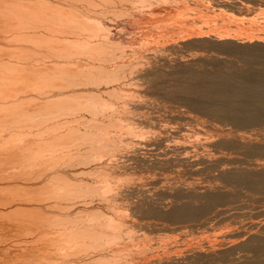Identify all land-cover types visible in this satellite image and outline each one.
<instances>
[{
  "label": "bare ground",
  "instance_id": "6f19581e",
  "mask_svg": "<svg viewBox=\"0 0 264 264\" xmlns=\"http://www.w3.org/2000/svg\"><path fill=\"white\" fill-rule=\"evenodd\" d=\"M99 1H101V3H98ZM99 1L98 0H0V264H39V262H37L36 259H39V258L41 259L42 258L41 256L45 257V253L46 252L48 253L47 250H49L51 248H52V250L53 249L56 250L55 251L56 252V254H55L56 256H59V257H62V258H65L66 256L67 257L68 256H75L77 254H80L81 252H85L88 255L89 253L92 252L91 250H90L91 252H89V253L87 252V250L90 249L91 247H93V248H96V247L98 248V246H99V248H102L103 247L102 244H104V243H101V242H103L101 240L103 238H105V237L107 238V236H106L107 234L109 235V233H110L111 234L110 236H114L115 235L114 232H116V231H115V228L114 227L117 226L119 223H116L115 226H113V229H112L113 232L110 231L112 225H114V224H111V223H113L112 221H114V223L115 222H118V221H116L117 220L116 217L118 218V216H116L115 219H114L113 218L114 216H112V215L109 214L110 215L109 217L110 218L112 217L114 219L113 220L111 218L112 219L111 220L110 218H108L107 213L104 212L103 209H102L103 213H101V214L104 215L106 213L105 216H107V219H105V216L98 217V216H100V211H99V210H101L100 208L101 207H105V206L99 207V205L94 204V205H96V206L99 207V210H96L98 208H95V210L97 212L93 211V212H91V213H93V215H91V214H88V215H91V217H95L96 220H99L97 218H104L105 220H107V222H109V224L107 222L106 223H107V225L109 226L110 229L107 228L108 226L106 225L105 221L104 222L102 221L104 219H101V221L104 224H101V221H100V223H97L96 224L95 222H98V221H94L89 216L90 217L89 219H91L92 221H94L95 225L93 223L90 224L92 221L89 220V221H91L90 223H89V221H85L84 218H86V216H84V215H82L80 213V211L82 210V213L84 214L83 211H85V209H81V208L79 209L78 208V205H79L78 203H80L82 199L80 201L78 200L79 202H75L77 200L74 201L76 204H78L77 206L71 200V199H75L76 197L69 199V197L75 196V194L77 196L82 197L84 199L85 198L84 197L85 192H88L89 190L90 191L92 190V192H89L90 194H92V193L94 194L95 191L93 189H91L92 188V185L94 184V183H92L93 181L91 180L92 181L91 182L92 184L89 183L87 185V183L90 180L87 182V180H83V179H81L82 177H80L79 179L83 180V182L84 181L87 182L86 184L85 183L83 184V182L80 183L79 179L76 178L75 175H77V173H75V171H73L72 173L74 174L75 178L79 182L77 180H75V178L74 179L70 178V177H73V175L70 176L72 173L69 175V172H67L68 173L67 174L66 172H63V171H60L59 170L60 169V166H65L66 167V166H69L70 165V166L76 168L77 167L76 165H80V163H82L80 165V167L83 166L85 168V166L87 165V163H89L90 160L88 162L86 161V163H85L86 165H83L84 164L83 162H85L84 160L86 158L91 157V156H92V159H93L92 162L94 163V161H97L96 159H98V157H99V155H97V154H99V152H102L103 151V154L104 153L106 154V152L108 151L106 149H109V151L111 152L110 149L112 148V145H111V147L108 146V144H107V143H109L108 141H107V143H105V146L103 145V142H105L106 140H108V136H111L112 135V137H113V133L114 134H117V136H118L119 135L117 133V130L118 129L119 130H122V129H124L122 127H126L127 124H128V126H130L129 123L131 121L132 122H135V120L133 121V119L130 121L131 118H128L129 120L126 118L125 120L126 121H130V122L129 123L125 122V123H127L126 125H125V123H124V125H120V122H121V124H122V122H124L122 120V118H120V117H123L125 114L122 115V116L120 114L119 115L120 120H119V118L118 119L117 118H114L115 116H113L114 113L112 114V112H113L112 110L114 108H116L117 107L116 105H118V104L119 105H122V106H125V104L129 102V100H126L125 101L126 103L124 104L123 99L126 98L127 95H128V98H129V95L132 94L131 90L129 89L130 88V85H132V83H130L132 80H130V82H129V84H130L129 85V88H127L128 90H126V85L124 83H121L119 81V80H121L120 79L121 76H122V78H125L123 76L125 73L122 74V72H123L124 69L121 71V73H120V71L118 69H121V68L126 67V69L128 70V72L129 71L132 72V70L134 71L137 68H140L141 69V72H142V68L141 67L143 66V68H144V65H142V62L144 61V59H143L142 62H141V59L144 58V56L141 57L143 54L140 56L141 58L138 56L139 59H140V62H137V60H138L137 59V56H135V58L137 60L135 58H133V60H136L134 62L135 63L137 62V63H136V65H135V63H132L133 65H131V66H134V67L136 66L135 67L136 69H133L134 67H130V64H131V63H129L130 62V59H129V61L127 59V62L129 63V65L126 64L127 62L124 63V61L123 62L121 61V63H124V65H126V66H124L123 64H121L119 62L118 67L117 68L114 67L117 70H115L113 67H112V70L111 71H110V69H105L106 66L105 67L103 66L104 63L106 65V62H104L105 60L107 61V59H109L110 57H111L110 60L111 59H113L114 61L116 60L115 59L116 56H115V58H113L114 55L112 56L108 52L109 51L111 52V49H114L113 47H115L114 51H112L111 54L113 53V54L117 55L119 52H122L121 50L123 48H125V46L124 47L122 46V49H121L120 48V44H119L120 42L118 43V41H120L119 38H118V41H116L117 40L116 38L115 39H110L106 35V33H108V35H109V32H106V33L104 32L103 35L101 34V32H103L105 30L110 31L109 29L111 28V25L115 26V24H112V22L110 21L111 24L110 25L107 24L108 26L105 27V25L102 22V20L99 17H97V16H100V14L103 15L102 13H100V14L98 13V10H99V12L103 10V8L101 10V5H100V4H102V2H104V4H102V6L105 8L104 10H106L107 8H110L111 6H113V4H114V7L113 8L115 9V7L117 8V6L119 4L116 5L117 2L116 3L114 2L116 0H112V2H111V0H109V1L107 0L108 3L106 2V5H108V4L109 5L106 8V5H105V1L106 0H103V1L102 0H99ZM122 1L119 0V3L122 2ZM137 1H139V3H142L141 0H137ZM142 1L144 2L143 4H145L146 2H148V0L147 1L142 0ZM155 1L156 2L157 1H160L159 3H162L164 1L163 4L167 2V0L166 1L165 0H163V1H161V0H155ZM180 1L181 0H176L177 3L175 1H172L171 3L173 4L175 2V5H176L175 7H177L178 6L177 4H180L181 3ZM127 2H130L131 4H133V6H134L135 3H137L138 7L143 6V4L142 5H139L138 2H136V1L134 2V1H129L128 0ZM153 3H154V1H153ZM159 3H157L158 6L160 5ZM168 3H170V2H168ZM110 4H112V5L110 6ZM121 4L122 3H120V5ZM146 4L144 5V7L146 6L147 8H150V7H148V6H150V5H148L149 2L146 3ZM150 4H151V6L156 5V3H154L152 5L151 2H150ZM83 5L86 8H80ZM97 5H98V7H100V9L98 8V10H96ZM123 6H124V8H122V9H125L126 10L127 6L125 4ZM123 6L121 5L120 7H123ZM93 7H96L95 10L97 11V13L99 15L96 14V16H95L93 14V12H95V10H93L94 9ZM130 7L133 9L132 11H135V9L136 10L138 9V7H136V6H135L136 8H133L132 6H130ZM144 7H143V9L146 8V7L145 8ZM77 8H79V9H77ZM183 8H184V6H183ZM83 9L86 10V11H88V13H86V11L84 12ZM122 9L120 10V8H119L117 10L118 11L120 10V11L124 12V14L119 13L118 11H117L118 14H116V13H114L115 10H112V7L110 8V10H112V12L114 11L111 14L112 15L113 14L114 15L116 14L115 19H117V18L119 19V17H117L119 14L125 15L126 12H125V10L123 11ZM143 9L142 8L141 9L139 8V10H140L139 13H143V12H141V10H143ZM78 10H82V12L81 11H78ZM104 10L102 11L104 13V15H105V13L107 14V13L110 12V10H109V12H107V10L106 11H104ZM152 10H153V8L150 10V12H152ZM90 11L92 12L93 15L89 14ZM178 11H180V10L177 9V8H164V9H156V10H154L153 13H154V17L155 18L163 19L165 17H168V16H170L172 14L177 13ZM147 13H149V12H147ZM177 14H182V13H177ZM131 15L128 13V16H131ZM185 15H183L182 17H184ZM108 16H110V15H108ZM119 16L121 17V15H119ZM177 16H181V15H177ZM187 16H185V17H187ZM189 16H191V15H189ZM111 17H109V18L112 19ZM136 17H138V16H136ZM196 17L197 16H195V18ZM124 18L125 17H123V19ZM206 18H208V17L206 16ZM115 19L113 21H115ZM176 19H178V18H176ZM221 19L224 20V18H221ZM226 19L228 21V17L225 18V20ZM169 20H171V19H169ZM223 20H221V21H223ZM225 20H224V22H225ZM201 21L198 24V23H195V22H197V20H195L194 23H195L196 26H197V24L200 26V23H202L203 26H204V23H206L205 20H203L204 23L201 22ZM208 21H207V23H208ZM163 22L165 23V21H163ZM169 22H167V23H169ZM176 22H178V21H176ZM212 22L214 23V27H215V25L217 24V22L215 23L214 20ZM212 22L210 20V22H209V23H211V26L210 27L213 26L212 25L213 24ZM218 22H219V20H218ZM130 23L133 24V22H130ZM178 24L183 25L184 23L181 24V22L180 23L178 22ZM227 24H229V23H227ZM121 25H123V23ZM136 25H138V24L136 23ZM153 25L157 26V22H156V24H153ZM192 25L190 24L189 27L192 28ZM209 25H208V27H209ZM116 27H117V25H116ZM145 27L147 28V26H145ZM168 27H169V25H168ZM117 28H119V27H117ZM123 28H125V27H123ZM152 28H153V26H152ZM159 28H160V26H159ZM171 28H172V26H171ZM228 28H229V25H227V26H224L223 25V26H220V27L215 28V30L216 29H218V30L217 31H214V32L212 31L213 34H212L211 38L214 39V40L219 41L221 44L223 42L226 44L227 41H228V43H230V42L237 43L239 39L238 38H234V36H231L233 38H230V40L231 39H234V40H231V41L227 40L228 38L224 36L225 34L222 36V33H227ZM241 28H243V27H241ZM121 29H122V27L119 30H121ZM148 29L149 28H147V30ZM187 29H188V27H187ZM199 29H201V28H199ZM236 29H237V27H236ZM209 30H210V28H209ZM233 30H234V28H233ZM233 30H232V32H233ZM235 31H237V30H234V32ZM246 31L247 30H245V32ZM114 32H115V30H114ZM201 32H203V31H201ZM139 33L140 32H138V34ZM237 33H239V32H236V34ZM254 33L256 34V32H254ZM176 34L178 35V33H176ZM179 34H181V33H179ZM117 35H118V33H117ZM128 35H131V34L128 33ZM163 35H165V34H163ZM103 36H107L108 39H105L106 37H104L105 40L102 39ZM168 36H171V35H168ZM120 39H121V37H120ZM148 39H150V38H148ZM162 39H163V37H162ZM164 40H165V38H164ZM164 40L162 42L165 43ZM197 40H198V38H197ZM256 40H257V42H260V38H256ZM142 41L145 42V40H142ZM142 41L140 40V44H141ZM152 41L155 42L156 40L155 41L152 40ZM185 41H188V40H185ZM201 41H202V39H201ZM201 41H199V43ZM211 41H213V40H211ZM113 42H115V43L117 42V44H114V46H113V44H112ZM157 42H158V44L161 43V42H159V40ZM180 42H178V43H180ZM213 42H215V41H213ZM127 43H126V46L128 45ZM145 43L147 44V42H145ZM188 43H189V41L187 42V44ZM196 43H197V41H196ZM233 43L228 44L227 46H225V45H223V46L229 47V49L232 50L233 48H235L234 46L236 45V44H233ZM243 43L240 44V45H243ZM206 44H208V43H206ZM258 44L260 45V49L261 50H260V52H257V54H256V52L254 54L251 50H249V52H248V51H246V50L243 49L244 52L245 51L247 52L246 53L247 55H244V53H242L241 50L240 51L238 49H236V50H238L239 52H241L244 56H247L248 60H252V59H255L256 60V59H259V60H262L263 61V64H264V43L263 44L258 43ZM121 45H125V43H121ZM131 45L133 46L134 44L132 43ZM138 45H139V43H138ZM141 45H143V44H141ZM176 45L174 44V46H176ZM191 45L194 46V44H191ZM216 45L219 46V44H216ZM252 45H256V44H252ZM135 46H137V44ZM135 46L132 47V48H135ZM160 46H162V45H160ZM200 46L202 47V44ZM204 46H207V45H204ZM232 46H233V48H232ZM118 47L121 50L120 49L118 50L117 49ZM145 47H147V45ZM171 47H173V46H171ZM177 47L172 48V50H169L168 49V51L169 52L171 51L170 53H172L173 49H176ZM210 47H211V45H210ZM225 47H222V48H225ZM240 47H239V49L242 48V47L241 48ZM249 47H252V46H249ZM141 48H142V46H141ZM166 48H168V47H165V49ZM183 48H184V45H183ZM185 48H186V46H185ZM191 48H192V50L193 49H196L195 47H192V46H191ZM207 48H209V46ZM207 48H206V52H207ZM212 48L211 49L209 48V49L212 50ZM222 48L219 47L218 49H222ZM243 48H245V47H243ZM116 49L118 50L117 51L118 52L117 54L114 53L116 51ZM128 49L129 48H127L126 50H128ZM154 49L155 48L151 49V51L154 50ZM165 49H163V50H165ZM187 49H189V48H187ZM198 49H199V47H198ZM252 49H254V48H252ZM134 50L135 49H133L132 53L134 52ZM158 50H160V49H158ZM163 50H160V51L162 52ZM192 50L190 51L189 55L191 54ZM204 50H205V48H204ZM215 50L216 49H213L212 51L215 52ZM230 50H229V52H230ZM255 50H257V49H255ZM145 51H144V54H145ZM202 51H203V49H202ZM212 51H210V52H212ZM233 51H234V49H233ZM238 51H237V53H238ZM129 52L131 53V50H129ZM129 52H126L127 53L126 56H129L130 55ZM152 52L154 53L155 51H152ZM174 52H175V50H174ZM187 52H185V54H187ZM193 52H194V50H193ZM206 52H204V53H206ZM214 52H213V54L211 53V55H209L208 54L209 51H208V53H206V54H208L209 57H210V56L214 55ZM222 52H223V50L221 51V53ZM225 52H228V51H224L222 53V55L225 54ZM128 53H129V55H128ZM157 53L160 54L159 51ZM164 53H165L164 55H166V52L165 51H164ZM181 53H180V56H181ZM195 53H199L200 55H202V56H199L200 58H202V57L205 58V55H203V53L201 54V52H199V51H197ZM237 53H236V55L239 54V53L238 54ZM119 54H121V53H119ZM122 54H124V57H125L124 50H123V53ZM122 54H121V56H122ZM137 54H139V51H138V53H137V51L135 52V55H137ZM149 54H146V55L148 56ZM183 54H184V51H183ZM185 54L183 55L185 57V59L182 58V60L183 59L184 60H187V59L190 58L189 55H188L187 57H189V58L186 59V55ZM132 55L134 56V53L131 54V56ZM151 55L153 56V54H151ZM216 55H218V54H216ZM231 55H233V54H231ZM118 56L121 59V56L120 55H117V57ZM154 56H156V55H154ZM225 56L226 55H224V57ZM84 57H86V60L89 59V61H87L88 63H86V65L83 66V65H80V62L82 61V59ZM169 57H170V55H169ZM173 57H176V56H173ZM196 57L199 58L198 56H196ZM218 57L219 56H217V58ZM229 57L228 58L226 57V58L227 59H230ZM79 58L80 59L82 58L81 61H79ZM102 58H104V59L107 58V59L104 60ZM146 58L149 59V60H151L148 57H146ZM164 58H165V56H164ZM221 58H223V57H221ZM232 58L234 59V57H232ZM122 59H123V57H122ZM156 59H154V60L156 61ZM206 59H210V58L207 57V58L204 59L205 62L206 61L208 62L209 60H206ZM215 59H216V57H215ZM215 59H214V61H217ZM218 59H220V58H218ZM227 59H224V60H227ZM236 59L237 58H235L234 61H237ZM240 59H245V58L242 57ZM76 60H78L79 62L77 61L78 63H76ZM84 60L85 59H83L82 62H84ZM98 60L100 62H102L104 60L103 61L104 63L102 62V65H101L104 68L98 66V65L101 64L100 62H98V63H100L98 65L95 64V62L98 61ZM110 60H108V61H110ZM113 60H111V61H113ZM154 60H151V63ZM196 60H198V59H196ZM200 60L201 59H199V61H198L199 63L202 62V60L201 61ZM224 60H223V62H224L223 65L220 64V63L219 64L217 63V64L220 65V66L221 65L224 66L225 65V61ZM231 60L230 61H227L228 63L227 62L226 63L229 64L231 62V64H232L234 61H231ZM245 60H243V61L240 60V61L243 62V63H245L244 62ZM114 61H113V63H114ZM117 61H119V59ZM131 61H132V58H131ZM167 61H168V59H167ZM172 61H173V58H172ZM177 61H178L179 66H180V64H182V65L185 64L184 62L181 61V59H179ZM218 61L221 62L220 60H218ZM258 61L256 60L255 62H258ZM158 62H160V61H158ZM169 62H170V60H169ZM195 62H196L195 59L194 60L192 59L191 62H189V60H188L187 64L188 63H190V64L186 68L187 69L186 74L188 73V70L191 69V68L188 69L190 67V65H191L192 68H194L192 64H194ZM249 62H251V61H249ZM138 63L141 64V66L139 65L140 67L138 66ZM148 63H149L148 61H146L145 63L143 62V64H147V65H148ZM151 63H149V64L151 65ZM154 63H152L151 66H148V67L145 66V67L146 68H149V67H152L153 65L155 66L156 63L155 64ZM160 63L162 65V63H164V62H160ZM172 63H171V65H172ZM209 63H210V61H209ZM215 63L212 61L211 62L212 66H214V65L216 66ZM237 63L238 62H236L235 64H237ZM108 64H110V62ZM120 64L122 65V67H121ZM174 64H175V60H174L173 65ZM205 64H202V66L205 65ZM211 64H210V66H211ZM231 64H229L230 66H228V67H231V68H228V67L222 68L221 67L222 70H219L218 69V71H217V68H213L212 67L213 70H216L215 72L212 70V68L210 69L212 71L207 72V68H205L206 71H204L203 73H200V74L203 75V77H207V81L209 82V84L206 83L202 87L201 86L197 87V86L194 85V83L196 84V82H199L200 78H199L198 81L196 79H195L196 81H194L193 79H191V81L193 80L194 83L193 84H186L185 85V88L187 89V91L189 90L190 92H196L199 95L200 98H203V99L205 98L204 101H203V99L202 100H192V103L195 106L201 105V106H199V108L202 107V106L203 107H205V106L207 107V105H208L210 108H207V109L209 111H211L210 114L213 113L212 110L213 111L217 110V112L218 111L223 112V113L226 114V116L228 115V117L230 116L231 118H233L234 124H235V120L236 121L237 120H242V121L244 120V122L245 121L246 122L248 121L247 123H249V121H251V122L252 121H257V120L260 121V119H264V67L262 66L263 68L261 67V68H256L255 69V68H252L251 66H246L244 64L246 67H244V65L243 66L241 65L243 67V68H241L240 65H237V66H239V68L238 67L235 68L234 66L232 67ZM254 64H253V67H254ZM112 65L114 66V64H112ZM161 65H160V67H161ZM164 65H162V66H164ZM119 66L121 68H119ZM167 66H169L168 65V62H167ZM167 66L165 65V68ZM184 66H183V68H184ZM207 66H208V64H207ZM207 66H205V67H207ZM210 66H208V67H210ZM107 67H108V65H107ZM109 67H111V66H109ZM128 67H130V69ZM156 67H154V68H156ZM169 67H167V68H169ZM178 67L176 66L175 68H178ZM255 67H257V66H255ZM158 68L155 69L156 72L159 71ZM161 68H163V67H161ZM170 68L169 69L171 71L172 68H174V66L173 67H170ZM179 68H181V67H179ZM183 68H181V69L183 70ZM203 68H201V69L199 68V71L203 70ZM140 69L139 70L137 69L138 72H140ZM149 69H151V68H149ZM169 69H168V71H169ZM196 69H197V67H196ZM146 70H148V69H146ZM146 70H145V72H147ZM179 70H177V71H179ZM148 71H151V70H148ZM164 71H167V69L164 70ZM175 71L176 70H174L173 72H175ZM194 71H197L198 73L197 72H195V73L199 74V71L198 70H194ZM194 71L192 73H194ZM124 72H125V70H124ZM160 72H162L161 69H160ZM173 72H172V74H173ZM133 73L134 72L131 73V75H133V76H134V74H137L136 72L134 74ZM140 73L138 75H140V78H142L141 75L143 73H141V74ZM154 73H152V74H154ZM163 73H166V76H167V72H163ZM169 73H171V72H169ZM180 73H182L181 70H180ZM180 73H179V75H180ZM146 74H148L147 75V78H145L146 79V82H147V79L149 77V73H146ZM156 74H154V75H156ZM175 74H176V76L173 74V76H174L173 78L177 77V75H178L177 73H175ZM160 75L162 77L164 76V75H162V73ZM160 75L159 76L156 75V76L160 77ZM201 75L199 77H202ZM125 76H128V75L125 74ZM129 76H128V79H129ZM135 76H137V75H135ZM144 76H146V75H143V78H144ZM156 76H155V78H153V77L151 78V74H150V77L149 78H151L152 80L153 79H157ZM171 76L172 75H170V78H171ZM182 76H183V74H182ZM182 76H181V78H182ZM197 76L198 75H196V77ZM179 77L180 76H178V80H179ZM203 77L201 79H203ZM135 78H132V79L134 80ZM170 78L168 79V81L171 80ZM184 78L186 80L187 77H184ZM192 78H194V77H192ZM137 79L141 81V79H139L138 76H137ZM175 80H177V79H175ZM178 80H177V82L179 83ZM187 80L189 81L190 78L187 79ZM121 81H123V80H121ZM160 81L161 80H159V82ZM163 81H165V80H163ZM163 81H162V83H163ZM168 81L166 82L167 84H169ZM173 81L171 80V82H173ZM188 81H186V82H188ZM191 81H190V83H192ZM205 81H206V78H205ZM119 82L121 84L125 85V90L124 89L122 90L123 87L120 89V86H122V85H120V84H117L116 85V83H119ZM137 82L138 81H136L134 83V81H133V83H134L133 86H135ZM150 82L151 81H149V83ZM171 82H170V84H171ZM200 82H202V80ZM155 83L152 82L151 84H153V86L151 85L150 87H153L154 88V86L160 87L162 85V87H160V88H163V84L164 85H167L165 83H163V84H160V83L155 84ZM174 83L176 84V82H173L172 83L173 85L171 87L174 86ZM202 83H204V80H203ZM202 83L201 84L199 83V84L202 85ZM109 84L110 85L112 84L113 86L112 87H109L108 86ZM139 84L141 85L142 83H139L138 82V85ZM138 85H136L135 87H139ZM147 85H145V86H147ZM196 85H198V83ZM127 86H128V83H127ZM102 87H104V88H102ZM135 87H133V88H135ZM142 87L144 88L143 84H142ZM164 87H166V86H164ZM178 87H179V85H178ZM178 87L176 88L174 86L173 89H172V91L170 90V88H166V89H169L171 92H173V90L175 88L178 89ZM145 89L146 88H144V92H146ZM149 89H146V90L149 91ZM154 89H156V88H154ZM184 89H181L180 88L178 90L181 91V90H184ZM135 90L137 92H139V90H137V88H135L133 91L135 92ZM128 91H130V92H128ZM150 91L152 92L151 89H150ZM159 91H161V90L159 89ZM159 91L157 93L161 96V94L159 93ZM165 91H167V90H165ZM184 91H186V90H184ZM122 92L123 93L124 92L125 93L128 92L129 94H127V95L125 94V96L123 97V96H121V94H123ZM137 92H135V93H137ZM144 92L142 91V93H144ZM162 92H163V90L161 91V93ZM105 93H107L106 94V97H105ZM140 93L141 92H139L138 94H140ZM142 93H141V96L138 99H137V97H132L133 95L130 96V97H132V99L135 98V99L138 100V101H136V105L139 102V100H143V99H141V97L144 98V96L146 95V94L145 95L143 94L144 95L143 96ZM183 93L184 92L182 91V93H180V95H182ZM171 94H173V93H171ZM118 95H120V97L122 98V102L115 105L114 104L115 103L114 102L115 99H116V102L119 99H121ZM164 95L166 96V94H164ZM173 95H171V96H173ZM134 96H137V94H134ZM177 96H179V95H177ZM190 96H195V95L194 94H192V95L190 94ZM153 97L154 96L152 94V96L150 98H153ZM157 97H159V96L157 95ZM157 97H155V100H156ZM169 97H168V99H169ZM188 97H186V98H188ZM195 97H197V96H195ZM117 98H118V100H117ZM206 98H208L209 100L206 101ZM135 99H134V101L131 100V101H133L132 102V105L134 104ZM147 99H148V97H147ZM193 99H195V98H193ZM197 99H198V97H197ZM151 101H153V100H151ZM202 101H203V103L201 104ZM188 102H186V103H188ZM113 104L115 105V107L112 108L110 105H113ZM138 104L140 105V103H138ZM203 104H206V105L204 106ZM128 105H130V104L128 103ZM128 105L126 107H128ZM141 105H142V103H141ZM153 105H154V103H153ZM189 105H191V101H190ZM107 106L110 107V108H112V109H110V113L112 114V118L116 119L117 122L119 121V123H116V120L114 121L115 122L114 123L112 121L114 119H112L110 117L111 115L109 116L107 114V117L109 116L111 118V119L109 118L107 120V122L112 121V122L109 123V125H110L109 127H111L112 125L114 126V124H115V126L117 127V129H114V132L112 134H110V135H108V134H109V132L111 133V131H110L111 129L106 130V132H108V133L105 134L106 133L105 132L104 135H103V131L105 130L104 128H106L108 126L107 122L104 119H102L103 116L106 115L103 112H104V110H105V108ZM126 107H123V108H126ZM137 107H136V109H137ZM211 107H212V110H210ZM120 108H122V107L120 106L119 109ZM199 108H197V110ZM119 109L116 108V109H114V111L116 110V112H118ZM129 109H131V108L129 107ZM133 109H134V107H133ZM136 109L134 111H136ZM143 109L146 110L145 107L144 108L142 107L141 110H143ZM147 109H149V107H147ZM194 109L196 110V108H194ZM107 110L109 111V109H106L105 112ZM123 110H122V112H123ZM125 110H127V113H129V111H130V113L132 112L131 110L128 111V108L125 109ZM85 111H89L92 114V116H94V117L91 116L92 118L89 117V119L91 121H93L92 123L89 122V120H87L88 118L86 117V114H88V113H86L85 116L83 115V112H85ZM200 111H202V110H200ZM205 111H206L205 114H207V112H209L207 110H205ZM100 112H102L104 114V115L101 116V119L98 118L99 117L98 114ZM122 112H120V113H122ZM136 112H138V111H136ZM106 113H108V112H106ZM210 114H209V116H211ZM215 114L216 115H213L214 117L216 116L215 117V121H218L219 120L218 117H220V116H219L218 113H215ZM96 115H98L97 118H96ZM134 115H136V114L133 113L132 117ZM222 116H225V115L222 114ZM142 117L139 118V119L136 117V119L142 120ZM80 118H85V119H83L82 122H80L81 121V120H79ZM93 118H95L96 120H94ZM123 119H124V117H123ZM226 119H224V121ZM85 120H87V121H85ZM144 120H142V121H144ZM227 120H229V119H227ZM78 121H79L80 124H82V123H84V124L85 123H88L89 124L90 123V125L85 124V127L86 126L87 127L86 128L84 127V130H80L82 127L79 128L77 126L78 123L77 124H74L75 122H78ZM220 122L219 123L217 122V123L221 125ZM226 122H228V121H226ZM231 122H233V121H231ZM237 122H236V124H237ZM246 122H245V124H246ZM217 123H216V127H221L220 129L222 130L223 129L222 128L223 126H219V125L217 126ZM262 123H264V121ZM80 124H79V126H80ZM225 124H227V123H224V126H225ZM74 125H76L79 129L77 127H75ZM222 125H223V123H222ZM227 125H229V124H227ZM240 125H241V123L237 125V128ZM243 125L244 124H242V126ZM259 125H261V124H259ZM113 126L111 128H113ZM247 126H249V124H247L246 126L244 125L243 127H247ZM109 127H107V128H109ZM116 127H114V128H116ZM233 127H236V126L233 125ZM257 127H259V126H257ZM120 128H122V129H120ZM232 128L229 127L227 129H230L231 130ZM240 128H241V126H240ZM259 128H261V127H259ZM263 128H262V130H264ZM234 129L236 130V128H234ZM256 129L257 128L255 127V133L258 130H260V129H257V131H256ZM239 130H238V132H239ZM242 130L243 129H241V131H240L242 133H239V134H241L240 137L237 135L238 134L237 131H235L237 133L236 135L238 136V139H239L238 142H241V143H243L245 145H248V146H249V144H251V145L254 144L255 139H256V137L258 135L256 134L257 135L256 136L253 133L254 136H252V139H251V138H249V136H247V134H245L249 139H251V141L253 140V142H251V141L247 140L246 138H243L245 136V135H243V133L244 132L246 133V130L245 131H242ZM249 130L252 132L253 129L252 130L249 129ZM234 131H232V133ZM119 133H121V131ZM224 133H228V132L225 131ZM263 133L264 132H262V134ZM234 134L235 133H233V135ZM249 134H250V132H249ZM251 134H250V137H251ZM258 134H260V133H258ZM233 135H230L229 134V136H233ZM242 135H243V137H242ZM221 136L223 137L224 135H221ZM263 136H264V134H263ZM112 137H111V139H113ZM119 137H120L119 139L122 140L121 139L122 136L119 135ZM223 138H225L226 140L225 139L224 140L227 141L229 138H232V137L225 136ZM233 138H234V136H233ZM253 138H255V139H253ZM257 138H259V136ZM111 139H109L110 142H111ZM220 139H218V140H220ZM262 139H260V141L263 143ZM103 140H105V141H103ZM113 140H112L113 143H111V144H114V141ZM133 140H134V138L131 141H133ZM155 140H154V142L157 143L158 142L157 140H159V138L156 141ZM160 140H161V138H160ZM224 140H222V141H224ZM233 140H235V139H233ZM258 141H259V139H258ZM207 142L206 143L204 142V143L207 144ZM236 142H237V139H236L235 143ZM261 142H257V143H261ZM86 143H87V145H85ZM134 143H136V142H134ZM137 143L139 144L140 141H138ZM149 143H151V142H149ZM160 143H158V144H160ZM210 143H211V141H210ZM81 144L83 146L85 145L83 148L85 149L84 151L86 153L83 151L84 154H82V152L80 153V151H79L80 149H82L81 148V146H82ZM127 144H129V142ZM127 144H124V147L125 146L127 147L128 146ZM138 144H137V146H138ZM109 145H110V143H109ZM121 145L122 144H120V146ZM184 145H182V146H184ZM254 145H257V148H255L257 150H259L261 148L263 149V147H261V146H264L262 144L258 145L256 143ZM254 145H252V146H254ZM133 146H134V144H133ZM182 146L179 145L180 148ZM206 146L209 147L208 145H206ZM248 146H246V147H248ZM104 147H105V149H104ZM124 147H122V149H124ZM184 147L186 149V145ZM116 148L117 147L115 146V150H116L115 153L116 152L117 153L120 152V151H117ZM127 148L125 150L126 151H129ZM165 148H166V146H165ZM252 148L249 147V149H252ZM77 149H79V150H77ZM120 149H121V147H120ZM167 149H169V148H167ZM172 149L174 150V148H171V149H169V151L172 150ZM175 149H176V147H175ZM76 150H77V152H76ZM177 150H180L181 151V150H183V147L181 149H177ZM187 150L188 149H186V151ZM257 150H255V151H257ZM132 151L133 150H131V152ZM137 151H133L132 153L137 152ZM131 152L128 154L129 156L131 155ZM182 152H184V151H182ZM78 153H80V155H83L85 158L82 159V160H78V156H79ZM194 154H195V151H194ZM194 154L192 153L191 155H194ZM196 154H195L196 156H200V155H198V152ZM96 155H97L96 158L93 157V156H96ZM120 155H118L119 158H120ZM187 155L186 154L185 155L183 154V157L185 158V156H187ZM205 155L206 154H204V156L202 155V158H199V159H203L204 158L203 160H209L208 162H210L212 159H209V158H211V157H209V156L205 157ZM110 156H111V153L109 154V158L112 159L113 156L112 157H110ZM118 156L115 155V158L118 157ZM126 156H127V154H126ZM129 156H127L126 158L128 159ZM132 156H130V157H132ZM189 156H190V154H189ZM121 157H122V155H121ZM134 157H136V156H134ZM141 157L142 156H140L138 158H141ZM145 157H146V160H147V156H145ZM101 158H102V156H101ZM101 158L99 157V159H101ZM104 158L107 159V156H104L103 159H102V161L104 160ZM159 158L162 159L163 156L162 157H159ZM169 158H170V156H169ZM171 158L173 159V157H171ZM186 158H188V157H186ZM214 158L215 157H213V160H215ZM218 158L216 157V159H218ZM79 159H80V157H79ZM127 159H124V160H126V163H127ZM131 159L132 158H130V160ZM154 159H155V157H154ZM157 159H158V157H157ZM180 159H178V160H180ZM193 159L194 158H192V160ZM199 159L198 160L195 159V160H197V162L199 163ZM219 159H221V158H219ZM75 160H77L78 162H76ZM130 160L128 162L129 164L132 161V160L131 161ZM146 160L145 159H142V163L141 164H143V165L146 164V163H144V161H146ZM171 160L170 161L169 160L167 161V159L165 158V161L168 162V165L172 163ZM187 160H185V161H187ZM195 160H194V162H195ZM104 161H103V165L105 164ZM107 161L109 162V164H107V166H108V165H110V161L109 160H107ZM113 161H117V160H114V157H113ZM118 161H121V159H118ZM138 161H136L137 162L136 163L137 165H138V163L141 162V160H138ZM152 161H154V163H155V161H157V160H152ZM152 161H151V163H153ZM162 161L163 160H161V162ZM200 161H202V160H200ZM123 162H125V161H123ZM134 162H135V160H134ZM169 162H171V163H169ZM191 162H189V163H191ZM208 162L205 161L204 164H203V166H205V164H207ZM214 162L215 161L210 162L209 164L214 163ZM95 163H97V162H95ZM126 163H125V165H126ZM154 163L152 164L153 167H155L154 166ZM156 163H155V165H156ZM159 163H160V161H159ZM113 164H112V166H110L111 170H112V167L113 166L116 167ZM131 164L133 166V163L132 162H131ZM200 164H201L200 167H202V163H200ZM215 164L216 163H214V165ZM217 164H218V162H217ZM123 165L124 164H122L121 166H123ZM143 165H142V168H143ZM149 165H151V164H149ZM192 165L195 166L193 163H192ZM192 165H191V167H192ZM197 165H196V167H194V169L195 170H200L201 168L200 169H196L197 168ZM255 165H258V164H255ZM98 166L99 165H97V168L96 169H93V170H95L94 171L95 173H93V170H91V168L90 169L88 168V169L91 172V174L93 173L97 177L99 176V179L101 180L100 177H102L104 174L108 173L109 170L106 168L107 171L105 170V173H104L103 170L100 171L101 170V166H99V167ZM127 166L130 167V165H127ZM146 166H148V165L146 164ZM146 166H144V167H146ZM258 166H259V168L262 171L260 170L261 171V174H258L257 173L258 174L257 177L255 175L252 176L249 172L248 173L250 175L247 172L246 173L248 175L246 173H242V171H239V173H238V171L237 172L234 171V173H236V174H234L235 177L233 176L232 178H236V180H238V181L239 180H242V181H244V180H251V179H254L255 178V180H253V181H251L249 183H251L254 186H257L258 184L260 185V182H262L263 181V178H264V176H263L264 175V164H262L261 166L260 165H258ZM95 167L96 166H94L93 168H95ZM140 167H141V165L139 166V168ZM150 167H151V169L153 168L152 166H150ZM158 167H159V165H158ZM161 167H163V165ZM64 168H63V170L66 169V168L65 169ZM68 168L72 169L71 167H68ZM125 168H127V167H125ZM88 169H85V170L81 169V170L78 171V174H80L82 172L85 173L86 170H87L86 172H88ZM102 169H105V168L103 167ZM113 169H115V168H113ZM148 169L151 170L150 168H148ZM189 169L192 170L191 168H189ZM194 169H193V171H195ZM225 169L220 170L219 171L220 174H223V172L225 171ZM74 170H77V169H74ZM96 170H99V171H96ZM115 171H114V173H116ZM144 171H145V169L142 170V172H144ZM98 172H99L100 175L99 174H96ZM101 172H103L102 173L103 175L101 174ZM243 172H245V169H244ZM88 174H90V173L88 172ZM93 174L90 175V176H93ZM108 175L107 176L109 178H112L111 176L113 175V173L112 174L111 173H108ZM227 175H228V173H227ZM259 175H261V176H259ZM80 176H81V174H80ZM83 177H84V175H83ZM88 177L89 176H87V179H88ZM105 178L108 179L106 176H105ZM113 178L116 179V177H114V175H113ZM228 178H229V175H228ZM106 179L103 180L105 182V184L102 181V183H103V184H101L102 187H101V185L98 184L100 180L97 179V181H98L97 184H96V180H95V184L93 186L94 189H97V191L95 193L99 192V189L98 188H101L100 190L105 189L106 187H108V185L110 183H112L111 181H113V180H110V182H109V180H108L107 182H109V184L106 185ZM115 179H114V181H115ZM156 180H158V179H156ZM150 181L151 180H148V183H150ZM141 184H143V183H141ZM95 185L97 186V188H96ZM203 187H204V185H203ZM210 187L211 186H206V189L207 190H210L211 189ZM106 189L105 190H102L105 194H103L102 191H101L102 194L101 193H99V194L106 196V194H107L106 193L107 192ZM125 189H128V188H125ZM110 190H111V187H110L109 192H108L109 195H110ZM126 191L127 190L124 191V198H125ZM121 192H122V190H121ZM81 193H83V196H82ZM89 193H88V195H89ZM113 193H115V192L113 191ZM95 195H93V196H95ZM93 196L92 197H89L88 196L89 198H93L92 200H89V201H93L94 199H96ZM107 196H106V198H108ZM115 196H118V195H115ZM79 197H77L76 199H79ZM100 197L102 199V196H100ZM122 197L123 196H121V198ZM99 198H97V199H99ZM68 199L71 201V204L73 202V206L75 204V207H73L70 203H66V201H68ZM103 199H104V197H103ZM108 199H111V198H108ZM114 199L116 200L117 198H113V202H112L113 204H114V202H116ZM82 201H83V203H85V205H86V202H87V204H89V201H87V200H82ZM104 201L105 200H103V202ZM108 201L110 202L112 200H108ZM83 203H81V204H83ZM112 203H111V205H112ZM107 204H109V203L107 202ZM83 205H79V206H83ZM89 205L91 206V204H89ZM111 205L109 204V206H111ZM71 206H72V209L73 208L75 209L77 207L76 210L79 209L80 211H76L75 210V212L72 213L71 210H70L71 209L70 208ZM115 206H116V204H115ZM91 207H93V206H91ZM107 209L109 211L110 208L108 207ZM112 209H114V208H111V211H113ZM86 210L87 211H85V212L88 213L89 212L88 210L92 211V208L91 209L90 208H88V209L86 208ZM113 212L115 213V211H113ZM172 212H173V210H172ZM178 212L179 211H177V213ZM118 213L119 212H117V214ZM177 213L175 214V216L177 215ZM77 214H79V215L77 216ZM170 214H171V212H170ZM175 216L173 215V217H175ZM118 219H120V218H118ZM87 220H88V216H87ZM86 222H88L89 224H87ZM104 225H106V226H104ZM107 230L110 231V232H108ZM110 236H108V237H110ZM107 244L108 243H106V246L105 247H107ZM109 244H108V246H109ZM100 246H102V247H100ZM114 246H115V244H114ZM109 247H107L108 250H109ZM114 249L115 248H113L112 251H114ZM116 252H117V250H116ZM120 252L122 253L121 250H120ZM120 252H117V254L118 253L120 254ZM84 254H80V255L82 256ZM121 255H123V253ZM136 256H137V254H136ZM76 257H77L76 259L80 258L78 256H76ZM131 257H129V260H131L130 259ZM137 257H139V256H137ZM137 257H135V258L137 259ZM126 258H128V257H126ZM133 258L134 257H132V260H133ZM53 260H54V258H53ZM57 260H58V258H57ZM68 260L73 261V257L72 258H69ZM80 260H81V258H80ZM88 260H85V261H88ZM117 260H119V259H117ZM117 260H114V261L117 263ZM41 261H42V259H41ZM58 261L60 262L61 260H58ZM59 262H57V263H59ZM76 262L77 263L79 262V263L82 264L81 261H76ZM76 262L74 264H77ZM89 262H90V260H89ZM120 262H121V260H120ZM126 262H128V261H124V263L122 262L121 264H125ZM44 263H45V261H44ZM68 263L71 264V262H67L65 264H68ZM128 263L130 264V262H128ZM59 264H63V263H59ZM87 264H90V263H87ZM91 264H93V263L91 262ZM117 264H119V263H117Z\"/></svg>",
  "mask_w": 264,
  "mask_h": 264
},
{
  "label": "rangeland",
  "instance_id": "374dc122",
  "mask_svg": "<svg viewBox=\"0 0 264 264\" xmlns=\"http://www.w3.org/2000/svg\"><path fill=\"white\" fill-rule=\"evenodd\" d=\"M108 1L107 0L105 1V5H106V2L108 3ZM127 1L126 0H123L122 2H120V3H122L121 4L122 6L124 4L127 6V8L125 7L126 10L125 9H122V8H124V6L123 7H120L121 5L119 3V0L118 1L117 0L114 1L115 3L117 2L116 5L119 4L117 6V8L115 7V9L113 8L114 7V4H113V6H111L112 4H110V6L112 7V10H115V12L114 11L113 12L116 13V14H118V12L124 14V12L120 11L121 9L123 11L125 10V12L126 13L128 12L130 15L132 14L131 16H128V13L127 14L125 13V15L119 14V15H121V17L119 15L117 17H119L120 20L118 18L115 19L116 14L115 15L114 14L113 15L111 14V13H113L112 10H110L111 7L109 6L110 8H107L109 4L106 5V8H107L106 10H107V12H109V10H110V12L107 13V14L105 13L106 16L104 15V13L102 12L105 9L102 6V4H104V2H102V4H100L101 5V10L103 8L102 11L99 12V10H98V8L100 9V7H98L99 4L97 5V8L96 7H93L94 8L93 10H95V8H96V10H98V13L99 14L100 13L103 14V15L100 14V16H97V17H99L102 20V22L104 23L105 27L108 26V25H110L111 22H112V24H115V26L111 25V28L112 29L110 28L109 29L110 31H107V30L103 31L102 30L103 32H101V34L103 35L104 32L105 33L106 32H109V35H108V33H106V35L110 39H115L116 38L117 39L116 41H118V38H119L120 41H118V43L120 42L119 44H120V48L121 49H122V46L123 47L125 46V48H123L122 50L119 47L117 48L118 50L120 49L122 51V52H119L121 54L123 53V50H124L125 57H124V54H122V56H121V54H119L117 52L118 51L117 49L114 52L116 54L118 53L117 55H120L121 56V59H120L119 56L117 57V55H115L113 53L111 54V52L114 51L115 47H113L114 49H111V52L110 51L108 52L110 55H112V56L114 55L113 58H115V56H116V58H115L116 60L115 61L113 59H111V60L114 61V63H113V61L110 60L111 57L109 59H107L108 57L105 58V59H107V61L110 60L108 62L104 58H102V59L105 60V61L104 60L103 61L106 62V65H105V63L101 60L104 63L103 66L104 67L106 66L105 69H110V71H111L112 70V67L113 68L114 67L117 68L118 65H119V62L121 63V61L122 62L124 61V63H125V62H127V59H128V61L130 59V62H129V63H131L130 64V67H134V66H131V65H133L132 63H135L134 61H136L137 59H138L137 62H140L139 57L142 54L143 55L141 57L144 56V58L141 59V62L144 59V61H143L144 63L146 61H148L149 63H151V60H154V59L157 58L156 59L157 62L155 60L152 61V63L155 62L157 64L156 65L154 63L155 66L153 65L154 67L157 66L156 68H154L153 66L152 67H149L151 69L146 68L148 66H151L152 63H151V65L149 63L147 65V64H143V62H142V65H144V68L145 69L142 66L141 67L142 68V72H141V69L140 68H137L138 70L140 69V72L141 73H143L141 75L142 78H143V75H146V76H144L143 79L140 78V75H138L140 72H138V70L135 68L136 66L133 68V69H136V70H134V71L132 70V72H134V73L136 72L137 73V74H134L133 73L134 76L131 75L132 72H130V71L128 72V70L126 69V67H124V66H126V65H124V63H121V64L124 65L123 66L124 68H121L122 67L121 64H120L121 67L119 66V68H121V69H118L120 71V73L124 69L125 72L123 70L122 74L125 73L126 75H128V76L130 75L131 76V77L129 76V79H128V76H125V74H124L123 76L126 79L125 78H122V76H121L120 79L123 80V81H121V80H119V81L121 83H124L126 85V90H128L127 88H129V85H130L129 82H130V80H132L130 82V83H132V85H130V88H129L131 90L132 94L129 95V98H130L129 99L127 94H129L128 92H130V91H128L127 93H125V92L123 93L122 92L124 95L121 94V96L124 97L125 94L127 95V97L123 99L124 104L126 103L125 102L126 100H129L128 103L130 104V105H128V103H126L125 106H122V105H119L118 104V103H121L122 102V98L120 97V95H118L121 99L118 100V98H117V100L119 102L118 101L116 102V99H115V101H114L115 103L114 104L115 105L116 104L119 105V106L116 105L117 106L116 108L119 109L120 106L123 108V107H126L127 105H128V107L123 108L124 110L122 108H120L118 110V112H116V110L114 111V109H116V108H114L112 110L113 112L112 111L111 112H112V114L114 113L113 116H115L114 118H117V119L119 118V115L120 114H121V116L125 114L123 116L124 119H123V117H120L124 121V122H122V124L120 122V125H124L125 122L129 123L132 119H133V121L135 120V122H132L131 121L129 123L130 126H128V124L125 123V125L127 124L126 127H122L121 126L124 129L120 128L122 130H119V129L117 130V133L120 136H122V138H121L122 140H120L119 139L120 138L119 135L117 136V134H114L113 133L114 132V129H117V127L115 126V124H114V126L111 124L113 126V128H111L112 126L109 127L110 126L109 123L112 122V121L114 122L116 120V119L112 118V114L110 113V109H112L113 107H115V105L114 104L113 105H110L112 108H110V107L107 106L108 108L106 107L105 110L106 109H109V111L108 110L106 111L108 113H106L105 110L103 109L104 112L103 111L102 112L104 114H106V115H104L102 112H100L98 114L99 117H98V115H96V118L98 117L99 119H101V116L104 115L102 119H104L106 122H107V120L110 117L112 119H114V120H112L110 122H107V124H108L107 127H109V128L106 127V128H104L105 130L103 131V135L106 132V130H109V129H111L110 130L111 133L109 132L108 135H110V134L113 133V137L111 135V136H108V140H106V141L103 140V141H105V142H103V145L104 146H105V143H107V141L110 143V145H109V143H107L108 146L111 147V145H112V148L110 149L111 152L109 151V149H106V150L109 151V152L108 151L106 152V154L108 153L107 155L105 153L103 154V151L102 152H99V154H97V155H99L100 158L102 156V158L99 159V157H98V159H96L97 161H94V163L92 162V160H93L92 159V156L86 158L84 160L85 162H83L84 163L83 165H86L85 164L86 161L88 162L90 160L91 162L89 161V163H87V165L85 166V168L83 166L80 167V165L82 164V163H80V165H76L77 166L76 168L69 165V166H66V167L65 166H60V169H59L60 171H63V172H66V173L69 172V175L73 171H75V173H77V175H75L77 179H79L80 177H82L81 179L87 180V182L90 180L87 183V182H85V181L83 182V180L79 179L80 183L81 182H83V184L84 183L85 184L87 183V185L89 183H91L92 181H93L92 183L95 184V180H96V184H97L98 183L97 179L100 180L99 179V176L97 177L96 175L93 174V173H95L94 172L95 170H93V169H96L97 168V165L101 166V170L100 171L103 170L104 173H105V170L107 171V169H108L109 170L108 173H111V174L113 173V175H114V177H116V179L113 178V175L111 176L112 178H109L110 177L109 176L110 174L108 175V173L104 174L108 178V179H106L105 176L102 174L103 172H101V174L103 175L102 176L103 178L100 177L101 180L98 183L99 185H101L103 183L105 184V182L103 180L106 179V185H107V184H109L110 180H113V181H111L112 183H110L108 185L109 188L108 187H106L107 189L105 188L106 191H107V192L105 191L107 193L106 196L108 195L107 197L108 198H111V199H108V198H106V196L101 195L102 194L101 191L102 190H105V189L100 190L101 188H98L99 189V192L95 193L97 191V189H94L93 188L94 184L92 185V188H91V189H93L95 191L94 194L93 193L92 194L89 193V192H92V190L91 191L89 190L88 192H85L84 197L86 199L85 198L83 199L82 197H79L76 194H75V196L69 197V199L70 198H74V197H76V198L79 197V199H76V198L75 199H71L73 202L75 200H77L75 202H79L81 199L82 200L89 201V200H92L93 199V198H89V197H92L93 195L96 194L95 196H93L96 199H94L93 201H89V204H91V206H93V207H91L89 204H87V202H86V205H85V203H83L82 200L78 204L79 205H83L84 204L83 206H79L78 204H76L74 202L76 204V206L78 205V208L79 209L81 208V209H85V211H87L86 208L87 209L88 208H90V209L92 208V211L88 210L90 213L89 212L87 213V212L83 211L84 212V214H83L82 213V210L81 211L79 209L76 210L77 207L75 209L74 208L72 209L73 202L71 204V201L69 199H68L69 202L66 201V203H70L72 205L70 207L71 208L70 210H71L72 213H74L75 210L76 211H80V213L82 215L86 216V218H84L85 221H89V220L93 219L94 221H98V222H95L96 224L97 223H100L101 219H104V218H97L99 220H96L95 217H91V215H93V213H91V212H93V211L97 212L96 210H99V207L105 206L106 208L105 207H101L100 208L101 209V210H99L100 211V216H98V217H103L107 213L108 218H110L109 217L110 215L114 216L113 217L114 219H115L116 216H118V218H120V219H118L116 217V219H117L116 221H118V222H115L114 223V221H112L113 223H111V224H114V225H112L111 230H110L112 232H113V230H112L113 229V226H115L116 223H119V224L114 227L115 228V231H116V232H114L115 235L114 236H110L111 235L110 233H109V235L107 234L106 236H107L108 239L105 237V238H103L101 240V241H103L101 243H104L105 245L102 244L103 247L100 246L102 248H99V246H98V248L97 247L96 248L91 247L90 249L87 250L88 253L92 251L88 255L85 252H81L80 254H84V253L85 254L82 255V256L80 254H77L75 256H68V257L66 256L65 258H62V257L56 256L55 255L56 254V252H55L56 250H54V249L52 250V248H51V249L47 250L49 254L46 252L45 253V257L41 256L42 257L41 258L42 261L39 258V259H36L37 262H39V264H59V263L65 264L67 262H71V264H74L76 261H81L82 264H87V263H90L91 264V262L93 264H106L108 261L109 262L107 264H109V263L110 264H117V263L121 264L122 262L124 263V261L130 262V264H264V178H263V181L260 182V185L258 184L257 186H254L251 183H249V182L255 180V178L254 179H251V180H244V181H242V180H239L238 181V180H236V178H232L233 176L235 177L234 174H236V173H234V171L235 172L238 171V173H239V171H242V173H246V172L248 173L249 172L252 176L255 175L256 177L258 176V174H261V171L262 170L259 168L258 165L261 166L262 164H264V146H261V147H263V149L262 148L261 149L258 148L259 150H257V149H255V148H257V145H254V144L256 143L258 145H260V144L264 145V138H263L264 137L263 136L264 133L262 134V132H264V130H262V128L264 127V123H262L264 121V119H260V121L259 120L252 121V122L249 121V123H247L248 121L247 122L245 121L246 124H245L244 120L243 121L242 120H237L239 123L235 120V124H234L233 118H231L229 116L231 118L230 119L228 117V115L226 116L225 113L220 112V111L217 112V110H215V109H214L215 111H213L212 110V107H211L210 110H212L213 113L210 114L211 111H209L207 109V108H210V107L208 105L206 107L205 106L206 104H203L206 108L203 107V106L199 108V106H201V105L195 106L192 103V100H202L203 98H200L199 95L196 92H190L189 90L187 91V89L185 88V85L186 84H193L194 81H196V80L198 81L199 78H200L199 82H196V84L198 83V85H196L194 83L195 86H197V87L201 86L202 87L206 83L209 84V82L207 81V77H203V75H201L200 73H203L204 71H206L205 68H207V72L212 71L213 68H217V71H218V69L219 70H222V68H226V67L230 66L229 64H231V62L229 64H227L228 63L227 61H230L231 59H232L231 61H234V59L237 58L236 59L237 61H234L231 64L232 67L234 66L235 68L236 67L239 68V66H237V65H240V67L243 68L242 66L244 64L246 66H251L252 68H255V69L256 68H261L262 66L264 67V64H263V61L262 60L256 59L257 61L259 60L260 62L259 61L258 62H255L256 61L255 59L248 60L247 56H244V55H247L246 54L247 53L246 51L249 52V50H251L254 54H255V52L257 54V52H260V50H261L260 49V45L258 43H260V44H263L264 43V36H263L264 35V19H263L264 18V0H181L180 1L181 3L180 4H177L178 6L180 5L179 6L180 8L178 6L175 7L176 6L175 5L176 0H167V2L164 3V4H163V2H164L163 0H161V1H163L162 3H159L160 1H157L156 2L155 0H151V1L148 0V2H149L148 5H150L148 7H150V8H147L146 6H145L146 7L145 8L144 5L146 3H148V2H146L145 4H143L144 2L142 0H141L142 3H139V1H137V0H129V1H134V2L136 1V2H138L139 5H142L143 4V6H140V7H138L137 3H135L134 6H133V4H131L130 2H127ZM145 1H147V0H145ZM153 1H154V3H156V5L151 6L150 2L153 5L154 4ZM172 1H175L173 3L174 5L171 3ZM111 2H112V0H111ZM168 2H170L171 4L168 3ZM98 3H101V1H99ZM157 3H159L160 5L158 6ZM129 5L132 6L133 8L138 7V9L137 10L135 9V11H132L133 9ZM83 6L80 7V8H86L85 6L84 7ZM183 6H184V8H183ZM143 7L145 9H143ZM119 8H120V10L118 11L117 9H119ZM139 8L140 9L141 8L143 9V10H141V12H143V13H139L140 12ZM152 8H153V10H152V12H150V10ZM164 8H177V9L180 10L177 13H182V14L175 13V14H172V15H170L168 17L163 18V19L155 18L154 17V13H153L154 10H156V9H164ZM77 9H79V8H77ZM96 10H95L96 13L93 12V14L95 16H96V14L99 15ZM106 10H104V11H106ZM78 11H81L82 12V10H78ZM85 11L86 10H84V12ZM91 11L89 12V14L93 15ZM146 11L149 12V13H147ZM86 13H88V11H86ZM108 15H110V16H108ZM177 15H181V16H177ZM183 15H185V16L188 15V16L187 17H185V16L182 17ZM189 15H191V16H189ZM136 16H138V17H136ZM195 16H197V17L195 18ZM206 16L208 18H206ZM109 17H111L112 19H110ZM123 17H125L126 19L125 18L123 19ZM227 17H228V21H227V19L225 20V18H227ZM113 18L115 19V21H113L114 20ZM176 18H178V19H176ZM221 18H224L225 22ZM169 19H171V20H169ZM194 19L197 20V22H195V23H198V24H199V22L201 20H202L201 22H203V20H205L206 23H207L208 20L209 21H208L207 24L203 22L204 23V26H203L202 23H200V26L197 24V26L199 28H201V29H199L195 25V23H194L195 20ZM210 20H211V22L213 20H214L215 23L217 22V24L215 25V27H214V23L213 22H212L213 23L212 24L213 26L210 27L211 26V23H209ZM218 20H219V22H218ZM221 20H223V21H221ZM163 21H165V23ZM176 21H178L179 23L181 22V24H183V23L184 24L186 23V24L185 25L183 24L184 25L183 26V25L178 24V22H176ZM130 22H133V24H131ZM156 22H157V26L153 25V24H156ZM167 22H169V23H167ZM122 23H123V25H121ZM136 23L138 25H136ZM166 23L169 25V27H168V25ZM227 23H229V24H227ZM190 24L191 25L193 24L192 25V28L189 27ZM116 25L119 28H117ZM158 25L160 26V28H159ZM170 25L172 26V28H171ZM208 25H209V27H208ZM223 25L224 26L229 25L228 31L229 30L230 31L229 32L227 31V33H222V36L225 34L224 36L227 37L228 38L227 40H229V41L234 40V39H231L230 40V38H233L231 36H234V38H238L239 39L237 43H235V42L234 43L233 42L228 43V41L226 40L227 41L226 44L224 42H223L224 44L223 43L221 44L219 41L214 40V39L211 38L213 32L218 30V29L215 30V28L220 27V26H223ZM145 26H147V28H149V29L147 30V28ZM152 26H153V28H152ZM121 27H122V29H121L122 31L119 30ZM123 27H125V28H123ZM187 27H188V29H187ZM232 27L234 28V30H237V31L234 32V30H233ZM236 27H237V29H236ZM241 27H243V28H241ZM209 28H210V30H209ZM114 30H115V32H114ZM232 30H233V32H232ZM245 30H247V31L245 32ZM201 31H203V32H201ZM138 32H140V33L138 34ZM236 32H239V33L236 34ZM254 32H256V34ZM117 33H118V35H117ZM128 33H130L131 35H128ZM176 33H178V35ZM179 33H181V34H179ZM163 34H165V35H163ZM167 34L168 35H171L172 37L171 36H168ZM107 36H103V38L102 37L101 38L104 39V37H106L105 39H108ZM120 37H121V39H120ZM162 37H163V39H162ZM148 38H150V39H148ZM164 38H165V40H164ZM197 38H198V40H197ZM256 38H260V42H257ZM201 39H202V41H201ZM140 40L141 41L142 40H145V42H147V44L144 41H142L141 44H143V45H141L140 44ZM152 40H154V41L156 40V41L153 42ZM158 40H159V42L162 43V44L159 43L162 46H160L158 44V42H157ZM163 40L165 41V43L162 42ZM185 40H188L189 43L187 44L188 41H185ZM211 40H213L215 42H213ZM196 41H197V43H196ZM199 41H201V42L199 43ZM178 42H180V43H178ZM121 43H125V45H121ZM126 43L128 44L127 46H126ZM132 43L134 44L133 46L131 45ZM138 43H139V45H138ZM144 43L147 45V47H145L146 45ZM173 43L175 45L177 43L178 44L176 46H174ZM190 43L191 44H194V46L191 45ZM206 43H208V44H206ZM215 43L216 44H219V46L216 45ZM231 43L237 45V46L236 45L234 46L235 48H233V46H232V48L234 49V51H233L232 48H231L232 50H230L229 47H225V46H227L228 44H231ZM242 43H243V45H240ZM112 44L114 46V44H117V42L116 43L113 42ZM136 44H137V46H135ZM201 44H202V47L200 46ZM252 44H256V45H252ZM183 45H184V48H183ZM204 45H207V46H204ZM210 45H211V47H210ZM223 45H225V46H223ZM134 46H135V48H132ZM141 46H142V48H141ZM171 46H173V47H171ZM177 46L178 47L180 46V47L178 48ZM185 46H186V48H185ZM191 46L196 48V49H193L194 52H193ZM208 46H209L210 49L213 47L212 50L213 49H216L217 51L218 50L219 51L217 52L215 50V52H214V51L210 50L209 48H207ZM249 46H252V47H249ZM126 47L129 48V49L126 50L127 49ZM156 47L158 49H160V50L165 49V47H168V48H166L165 50H163L161 52ZM174 47H177L176 48L177 50L176 49H173L172 53H170L171 51L169 52L168 49L169 50H172V48H174ZM198 47H199V49H198ZM219 47L220 48L225 47V48L218 49ZM239 47L241 49H239ZM243 47H245L246 49L243 48ZM153 48H155L157 50V51L155 49L152 50V51H155L154 53L151 51V49H153ZM187 48H189V49H187ZM204 48H205V50H204ZM206 48H207V52H206ZM252 48H254V49H252ZM133 49H135V50L133 52L134 53V56L132 55L133 56L132 57L131 54H133L132 53ZM202 49L206 53H208V51H209V53H208L209 55H211V53L213 54V52H214V55H212V56L209 57V55L206 54V53H204L202 51ZM236 49H238L239 51L241 50L242 53H244V55L241 52H239L238 50H236ZM243 49L246 50V51L244 52ZM255 49H257V50H255ZM129 50H131V53L129 52ZM174 50H175V52H174ZM191 50H192V52L189 55V53H190ZM196 50L199 51V52H201V54L203 53V55H205V58H207V57L210 58V59H206V60H209L210 63H209V61L208 62L206 61L207 62L206 63L204 61L205 58H203V57L200 58L199 56H202V55H200L199 53H195V52H197ZM222 50H223V52L224 51H228V52H225V54L222 55V53H223V52L221 53ZM229 50H230V52H229ZM125 51L130 53V55L128 53V55L130 57L129 56H126L127 53ZM136 51H137V53L139 51V54L135 55V52ZM144 51H145V54H144ZM158 51H159L160 54L157 53ZM164 51L166 52V55H164L165 54ZM183 51H184V54H185V52L188 51L187 54H185V55H186V59L190 57L189 59L184 60L185 57L183 56L184 55L183 54ZM210 51H212V52H210ZM237 51H238L239 54L237 53ZM235 52L238 55H236ZM180 53H181V56H180ZM146 54H149V55L147 56ZM151 54H153V56ZM168 54L170 55V57H169ZM216 54H218V55H216ZM227 54L228 55L230 54L229 55L230 57ZM231 54H233L234 56L231 55ZM154 55H156L157 57L154 56ZM188 55H189V57H187ZM224 55H226V56L224 57ZM135 56H137V59L135 58ZM164 56H165V58H164ZM173 56H176V57H173ZM196 56H198L199 58H197ZM217 56H219L218 58H220V59H218ZM220 56L223 57V58H221ZM241 56L244 57L246 60L245 59H240V58H242ZM122 57H123V59H122ZM146 57L150 58L151 60L147 59ZM215 57H216V59H215ZM226 57L227 58L229 57L230 59H227ZM232 57H234V59ZM117 58L119 59V61H117L118 60ZM131 58H132V61L133 62L131 61ZM133 58H135L136 60H133ZM172 58H173V61H172ZM182 58H184V59L182 60ZM191 58L193 60L195 59L196 62L194 64L191 63L194 68H192L191 65H190V67L188 69L191 68L190 69L191 71L188 70V73L186 74V72H187V69L186 68L190 64V63L187 64V62H188V60H189V62H191L192 61ZM81 59L79 58V61H81ZM83 59H85L84 62H82ZM83 59L81 61L83 64L80 62V65H83L84 66V65H86V63H88L87 61H89V59L86 60V57H84ZM167 59H168V61H167ZM179 59H181V61L185 63V64L184 63L183 64L185 66L186 65L187 66L185 67L182 64H180V66H179L178 61H177ZM196 59H198V60H196ZM199 59H201L202 62L199 63L198 62ZM214 59L217 60V61H214ZM224 59H227V60H224ZM239 59L241 61L245 60L244 61L245 63L241 62ZM169 60H170V62L172 61L173 63H174V60H175V64L174 65L171 62L172 65L174 66V68H172L171 71H170V69H171L170 67H173V66L171 65V63L169 62ZM211 60L214 63L216 62L215 63L216 66L213 64L215 67L212 66V64H211L212 61ZM218 60H220L222 63L219 62ZM223 60L225 61V65L224 66H222L224 64ZM77 61L78 60H76V63L79 62V61L78 62ZM158 61L164 62V63H162V65L165 64L166 66H167V62H168V65L170 67L169 66H167V67H169L170 69L167 68V67L165 68V65L162 66L161 63L158 62ZM249 61H251V62H249ZM96 62H95V64L98 65V64L101 63L98 66L103 67V66H101L102 65V62H100L99 60L96 61ZM98 62H100V63H98ZM109 62H110V64H108ZM236 62H238V63L235 64ZM129 63L127 62L126 64L129 65ZM136 63H135V65H136ZM201 63L202 64H205L206 63V64L202 66ZM217 63L218 64L220 63L222 65L220 66ZM112 64H114V66ZM207 64H208V66H210V64H211V66L208 67ZM253 64H254V67H253ZM107 65H108V67L109 66H111V67L108 68ZM139 65L141 66L140 63H138V66ZM160 65L163 68H161ZM245 65H244V67H246ZM176 66L177 67L179 66L181 68H183V66H184V68L182 70L179 67L178 68H175ZM205 66H207V67H205ZM255 66H257V67H255ZM130 67H128V68L130 69ZM196 67H197V69H196ZM116 68H114V69L117 70ZM157 68L159 70L158 72H156V70H155ZM199 68L200 69L203 68V70L199 71ZM211 68H212V70H210ZM228 68H231V67H228ZM146 69L151 70L152 72L151 71H148ZM160 69L162 70V72H160ZM166 69H167V71H164ZM168 69H169V71H168ZM179 69L182 71V73H180V70ZM145 70L147 72H145ZM174 70H176V71L173 72ZM177 70H179V71H177ZM194 70H198L199 71V74H197L198 72L197 71H194ZM193 71H194V73H192ZM213 71L215 72L216 70H213ZM163 72H167V76H166V73H163ZM169 72H171V73H169ZM172 72H173V74L175 76H176L175 73H177L178 74L177 77L173 78L174 76H173ZM195 72H197V73H195ZM146 73H149V77H150V74H151V78L152 77L155 78L156 75L159 76L162 73V75H164V76L162 77L160 75V77L163 80H165V81H163L160 77L156 76V78L158 80L157 79H153L152 80L151 78L148 77L147 82H146V79L145 78H147V75H148ZM152 73H154V74L157 73V74L154 75ZM179 73H180V75H179ZM182 74H183V76H182ZM135 75H137L138 78L141 79V81L138 80L137 79V76H135ZM170 75H172L171 78H170ZM196 75H198V76L196 77ZM200 75L203 77V79H201L202 77H199ZM178 76H180L179 77V80H178ZM181 76H182V78H181ZM184 77H187L186 80H185ZM192 77H194V78H192ZM132 78H135V79L133 80ZM169 78L172 81L174 80L173 82H176V84L174 83V86L176 88L179 85L178 89H180V88L181 89H184L185 88L184 90H186V91H184V90L179 91L178 89L175 88L174 90L177 93L174 90H173V92H171L174 86L171 87L173 85L172 84L173 82H171V80H169L171 82V84H170V82L168 81ZM189 78H190V80L188 81L187 79H189ZM205 78H206V81H205ZM175 79H177L179 81V83ZM191 79H193L194 81L193 80L191 81ZM148 80L151 81V82L149 83ZM159 80H161V81L159 82ZM201 80H202V82L204 80V83L200 82ZM133 81H134V83L136 81H138L139 83H142L143 86H144V88H146V89H149L150 88L152 90V92L150 91V89H149V91L145 89L146 92H144V88L142 87V84L141 85L140 84L138 85V82L136 83V85H138L139 87L141 86L140 88L139 87H135L136 85L133 86L134 85ZM162 81L165 84H167L166 82L168 81L169 84L164 85L162 83ZM186 81H188V82H186ZM190 81L192 83H190ZM120 82L119 83H116V85L117 84L122 85V86L119 85L120 86V89L123 87L122 90L123 89L125 90V85L121 84ZM152 82L155 83V84H158V83L163 84V88H160V87H162V85L160 87L154 86V88H156V89H154L153 87H150L151 85L153 86V84H151ZM127 83H128V86H127ZM199 83L200 84L202 83V85H200ZM145 85H147V86H145ZM108 86L109 87H112L113 85L112 84L111 85L109 84ZM132 86L135 87V88H137V90H139V92H141V93L143 91L144 93H142V95L143 94L144 95L146 94L145 95L146 97L143 95L146 100L141 97V99H143V100H139V102H138V103H140V105L142 103L141 106L143 108L145 107L146 110L145 109L141 110L142 107L138 103L136 105V101H138L137 99L141 96V93L138 94L139 92H137L136 90H135V92H137V93H135L133 91L135 88H133ZM164 86H166V87H164ZM102 88H104V87H102ZM166 88H170L171 91L169 89H166ZM159 89L161 91L163 90V92L161 93V91H159ZM153 90L156 93L159 91V93L161 94V96L158 93L156 94ZM165 90H167V91H165ZM182 91L184 93L182 95H180V93H182ZM171 93H173L174 95L171 94ZM106 94L107 93H105V97H106ZM134 94H137V96H134ZM152 94H153L154 97L153 98H150L152 96ZM164 94H166L167 97ZM190 94L191 95L194 94L195 96L198 97V99L195 96H190ZM157 95L159 97H157ZM171 95H173V96H171ZM177 95H179V96H177ZM130 96L137 97V99L134 98L135 99V102H134L133 105H132V102L134 101V99H132V97H130ZM147 97H148V99H147ZM155 97H157L156 100H155ZM168 97H169V99H168ZM186 97H188V98H186ZM193 98H195V99H193ZM204 99H203V101H204ZM131 100H133V101H131ZM151 100H153V101H151ZM207 100H209V99L206 98V101ZM190 101H191V105H189ZM203 101L201 102V104L203 103ZM186 102H188V103H186ZM153 103H154V105H153ZM190 106L192 108L193 107L196 108V110L194 108L192 109ZM129 107L131 109H129ZM133 107H134V109H133ZM136 107H137V109H136ZM147 107H149V109H147ZM127 108H128V111L129 110L132 111L131 113L129 111V113L131 115L129 113H127V110H125ZM197 108H199V109L197 110ZM135 109L138 112L134 111ZM122 110H123L124 113L122 112ZM200 110H202V111H200ZM205 110L209 111V112H207L208 115L205 114L206 113ZM120 112H122V113H120ZM86 113H88V114H86ZM133 113L136 114V115H134L135 117L133 116L134 118L132 117ZM215 113H218L219 114L220 117H218V118H219V120L221 122L219 120L218 121H215V117L216 116L215 117L213 116V115H216ZM85 114H86V117L88 118L87 120H89V122L92 123L93 121H91L89 119V117H91L92 114L89 111L83 112V115L84 116H85ZM107 114L109 116L110 115L111 116L110 117L109 116L107 117ZM209 114L211 116H209ZM222 114H224L225 116H222ZM92 117H94V116H92ZM136 117L138 119L142 117V120H144L145 118L146 119L144 121H142V120L136 119ZM225 117L227 119H229V120H227ZM120 118H119V120H120ZM126 118L127 119L128 118H131V119H130V121H126L125 120ZM83 119H85V118H80L79 119V120H81L80 122H82ZM93 119L96 120L95 118H93ZM224 119H226V120L224 121ZM87 120H85V121H87ZM226 121H228V122H226ZM231 121H233V122H231ZM217 122L218 123L220 122L221 125L218 124ZM236 122H237V124H236ZM77 123H78L77 126L79 128L82 127L80 130H84L85 124L90 125V123L89 124L88 123H85V124L82 123L84 125L83 126L82 124L79 123V121L78 122H75L74 124H77ZM116 123H119V121L117 122V120H116ZM216 123H217V126L218 125L219 126H223L222 127L223 129L221 130L220 129L221 127H216ZM222 123H223V125H222ZM224 123L229 124V125L225 124V126L227 128H229V127L232 128L233 125L236 126V127H233L230 130V129H227L224 126ZM240 123H241V125H240L241 128H240V126H238V128H237V125L240 124ZM256 123L257 124L259 123L261 125H259V124L257 125ZM79 124H80V126H79ZM242 124H244L245 126L247 124H249V126L243 127L244 125L242 126ZM74 126L77 127L76 125H74ZM257 126H259L261 128H259ZM114 127H116V128H114ZM255 127L257 129H260L258 131L256 129V131L258 133H260V134H258L257 132L255 133ZM234 128H236V130ZM233 129L235 131H237L238 134ZM241 129H243L242 131H245L246 130V133L244 132L243 135L247 134V136H249V138H251V139H252V136H254V134L255 135L257 134L259 136V138H257L258 137L257 135H256L257 137L255 136L256 139L253 138V139H255L254 144H252L254 146H252L251 144H249V146H248V145H245V144H243L241 142H238V140H239L238 139V136L239 137L241 136V134H239V133H242V132H240ZM249 129H251V130L253 129L252 132ZM238 130H239V132H238ZM118 131L119 132L121 131V133H119ZM223 131L224 132L225 131L228 132L230 135H233V133H235L233 135L234 138H233V136H229L228 133H224ZM232 131H234V132L232 133ZM249 132H250V134L252 133L251 134V137H250ZM107 133L108 132H106L105 134H107ZM221 135H224L223 137L227 136V137H232V138H229V139L227 138L229 141L228 140L225 141L226 139L223 138ZM243 135H242V137H243ZM245 136L243 138H246L247 140L251 141V139H249L247 136L246 137ZM111 137L114 140L111 139ZM133 138H134V140L131 141ZM158 138H159V140H157ZM160 138H161V140H160ZM109 139H111V142L109 141ZM155 139L158 141L157 143L154 142ZM218 139H220V140H218ZM233 139H235V140H233ZM236 139H237V142L235 143ZM258 139H259V141H258ZM260 139H262L263 143L260 141ZM112 140L114 141V144H111V143H113ZM222 140H224V141H222ZM138 141H140L141 144L140 143L138 144L137 143ZM210 141H211V143H210ZM128 142H129V144H127ZM134 142H136L138 144V146ZM149 142H151V143H149ZM204 142L205 143L207 142V144H205ZM251 142H253V140ZM257 142H261V143H257ZM158 143H160V144H158ZM120 144H122V145L120 146ZM124 144H127L129 147L128 146H127L128 148L126 146L124 147ZM133 144H134V146H133ZM175 144L176 145L178 144V145L176 146ZM184 144L186 145V149H188L187 151H186V149L184 147L185 146ZM240 144L241 145L243 144V145L241 146ZM85 145H87V143ZM179 145L180 146L184 145V146H182L183 147V150H181V151L180 150H177V149H181L182 148V147L180 148ZM206 145H208L209 147H207ZM84 146L82 145L81 146L82 149H80V150L77 149V150L80 151V153L82 152V154H84L83 153V151L85 150L83 148ZM115 146L117 147L116 148L117 151H120V152H118V153L116 152L115 153V151H116L115 150ZM165 146H166V148H165ZM246 146H248V147H246ZM120 147H121V149H120ZM122 147H124V149H122ZM175 147H176V149H175ZM249 147L250 148L253 147L254 149L253 148H252L253 150L252 149H249ZM126 148L129 151H126L125 150ZM167 148H169V149L174 148V150L172 149L173 151L172 150L169 151V149H167ZM104 149H105V147H104ZM130 149L133 150V151H137V150L138 151L132 153L133 151L131 152ZM77 150H76V152H77ZM255 150H257V151H255ZM182 151H184V152H182ZM194 151H195V154L198 152V155H200V156H196L197 154L195 155L194 154ZM130 152H131V155L130 156L133 155L132 157H130L128 155ZM80 153H78V155H79L78 156V160H82V159L85 158L83 155H80ZM110 153H111V156L110 157L113 156L114 157V160H117V161H113V157H112V159L109 158V154ZM192 153L194 155H191ZM117 154L118 155L121 154L122 157L120 155V158H119V156ZM126 154H127V156H129L128 159L126 158L127 157ZM183 154L184 155L185 154L186 155L188 154V155L185 156V158H184L183 157ZM189 154H190V156H189ZM204 154H206L205 157H207V156L211 157V158L208 157L209 159H212L210 162L215 161L214 163H216V164L215 165H214V163L209 164L210 163V162H208L209 160H203L204 158L203 159H199V158H202V155L204 156ZM97 155L96 156H93V157L96 158ZM115 155L118 156V157L115 158ZM104 156H107V159H105L106 157L104 158V160L106 162L103 160L104 163H105L103 165L102 159H103ZM134 156H136V157H134ZM140 156H142V157L141 158H138ZM145 156H147V160H146V157ZM162 156H163L164 159L163 158L162 159L159 158V157H162ZM169 156H170V158H169ZM178 156L179 157L181 156L180 158L182 160ZM79 157H80V159H79ZM154 157H155V159H154ZM157 157H158V159H157ZM171 157H173L174 160ZM186 157H188V158H186ZM213 157H215L214 158L215 160H213ZM216 157L217 158L219 157L221 159H219V158L216 159ZM117 158L118 159H121V161H118ZM123 158L124 159H127V163H126V160H124ZM130 158H132L131 159L132 161L130 160ZM165 158L167 159V161L168 160L170 161L172 159L171 160L172 163L169 162L171 164L168 165V162L165 161ZM192 158H194V159L192 160ZM133 159L135 160V162H134ZM142 159H145L146 160V161H144V163H146L148 166H146V164H144V165L141 164L142 163ZM160 159L163 160L162 161L163 163L161 162ZM178 159H180V160H178ZM184 159L185 160L188 159L189 161L187 160L188 161L187 162ZM195 159H197V160L199 159V163ZM107 160L110 161V165H108V166H107V164H109V162ZM129 160L133 163V166H132L131 162H130V164L128 163ZM138 160H141V162L138 163V165H137L136 164L137 163L136 161H138ZM152 160H157L158 161V162L155 161V163L157 162L156 165H155L154 161H152ZM194 160H195V162H194ZM200 160H202L203 162L200 161ZM75 161L78 162L77 160H75ZM123 161H125V162H123ZM151 161L154 163V166L155 167H153V165H152L153 163H151ZM159 161H160V163H159ZM205 161L208 162L207 164L209 166L207 164H205V166H203V164H204ZM95 162H97V163H95ZM147 162L149 164H151V165H149ZM189 162H191V163H189ZM217 162H218V164H217ZM125 163H126V165H125ZM192 163L195 166H193ZM200 163H202V167H200L201 166ZM112 164L115 165L116 167L113 166L112 167V170H111L110 166H112ZM120 164L121 165L124 164V165L121 166ZM255 164H258V165H255ZM93 165L96 166V167L93 168L94 167ZM127 165H130V167H128ZM140 165H141V167L139 168ZM142 165H143V168H142ZM158 165H159V167H158ZM160 165L161 166L163 165V167H161ZM191 165H192L193 168L191 167ZM196 165H197V168L196 169H200V168L201 169L200 170H195L194 167H196ZM124 166L127 167V168H125ZM144 166H146V167H144ZM150 166H152L154 169L153 168L151 169ZM62 167L63 168L65 167L66 169L64 168L65 170H63ZM68 167H71L73 170L70 169V168H68ZM103 167L105 169H102ZM147 167L150 168L151 170H149ZM88 168L89 169L91 168V170H93V173H92L93 176H90L92 174H91V172L89 171ZM113 168H115V169H113ZM189 168H191L192 170H190ZM74 169H77V170H74ZM81 169H83V170L88 169V172L90 174H88V172H86L87 171L86 170L85 173H83V172L80 173L81 174V176H80V174H78V171L81 170ZM144 169H145V171L142 172V170H144ZM193 169L195 171H193ZM222 169H225V171L223 172V174H220L219 171L222 170ZM244 169H245V172H243ZM96 171H99V170H96ZM114 171L116 173H114ZM227 173L229 175V178H228ZM85 174L87 176H89L88 179H87V176ZM96 174H99V172L96 173ZM72 175H73V177H70V178L74 179L75 176H74L73 173L70 176H72ZM83 175H84V177L86 179L83 177ZM259 176H261V175H259ZM76 178H75V180H77ZM114 179H115V181H114ZM156 179H158V180H156ZM108 180H109V182H107ZM148 180H151L150 183H148ZM102 181H103V183H102ZM141 183H143V184H141ZM203 185H204V187H203ZM205 185L206 186H211L210 187L211 189L210 190H207ZM101 187H102V185H101ZM110 187H111V190H112V191L110 190V195L112 194L111 196L108 193ZM96 188H97V186H96ZM125 188H128V189H125ZM121 190H122V192H121ZM125 190L128 191V192L126 191V193L128 195L125 193V198H124V191ZM113 191L115 193H113ZM88 193H89V195H88ZM99 193H101V194H99ZM81 194L83 196V193H81ZM103 194H105V193L103 192ZM115 195H118V196H115ZM100 196H102V199L104 197L103 200H105L104 201L105 203L103 202V200L101 199ZM121 196H123V197L121 198ZM112 197L113 198H117L116 200L114 199L116 201V202H114V204L112 203L113 202V198ZM97 198H99V199H97ZM108 200H112V201L109 202ZM106 201L110 205L112 203V205L109 206V204H107ZM81 203H83V204H81ZM75 204H74L73 207H75ZM94 204L99 205V207L96 206V205H94ZM115 204H116V206H115ZM108 207L110 208L109 211L107 209ZM95 208H98V209L95 210ZM111 208H114L112 210L115 211L116 214H117V212H119V213L116 215L113 211H111ZM102 209H103L104 212H106L104 215L101 214V213H103ZM172 210H173L174 213L172 212ZM177 211H179L180 213L179 212L177 213ZM170 212H171V214H170ZM175 212L177 213L178 216L177 215L175 216V214H176ZM79 214H77V216ZM88 214H91V215H88ZM172 214L175 217H173ZM87 216H88V220H87ZM89 216L91 217V219H89L90 218ZM105 219H107V216H105ZM105 219L102 220V221L103 222L105 221V223H106L107 220H105ZM91 221H89V223ZM94 221H92L90 224L93 223L95 225ZM102 221H101V224H104ZM86 223L89 224L88 222H86ZM107 223L109 224V222H107ZM107 223H106V225H107ZM106 225H104V226H106ZM107 228H109V226ZM110 231H108V232H110ZM108 236H110V237H108ZM106 243H108V244L110 243L109 244L110 247L107 244V247H109V250L110 251L107 249V247H105L106 246ZM114 244H115V246H114ZM111 246L113 248H115L114 251H112L113 248ZM119 249L122 251L123 255H121L122 253L120 252ZM116 250H117V252H120V254L119 253L117 254ZM136 254L139 257H137ZM76 256L80 257L81 260H80V258L76 259L77 258ZM131 256L134 257L133 260H132V257ZM72 257H73V261L74 262L71 261L72 259L71 260H68L69 258H72ZM126 257H128V258H126ZM129 257H131L130 258L131 260H129ZM135 257H137V259ZM53 258H54V260H53ZM57 258H58V260H61L62 261L64 259L65 261L63 260L62 262L61 261L59 262L57 260ZM88 259L90 260V262H89ZM113 259L114 260L119 259V260H117V263H116ZM85 260H88V261H85ZM120 260H121V262H120ZM44 261H45V263H44ZM57 262H59V263H57ZM128 262H126V263L129 264ZM77 264H81V263L78 262Z\"/></svg>",
  "mask_w": 264,
  "mask_h": 264
}]
</instances>
